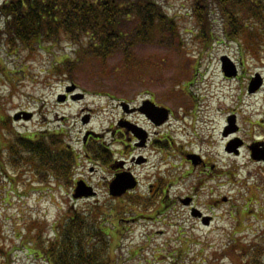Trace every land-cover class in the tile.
I'll return each instance as SVG.
<instances>
[{"label": "rangeland", "instance_id": "obj_1", "mask_svg": "<svg viewBox=\"0 0 264 264\" xmlns=\"http://www.w3.org/2000/svg\"><path fill=\"white\" fill-rule=\"evenodd\" d=\"M158 1L176 19L179 36L174 46L150 40L140 44L132 54L138 66L123 55L107 62L84 56L67 72L60 64L66 57L77 58V52L63 36L46 48L0 45V264H47L40 248L52 242L54 223L70 206L87 213L97 205L98 215H108L102 218L109 221L112 254H123L126 264H236L231 261L236 254L228 255L232 239L248 247L264 238V165L259 163L264 52H242L226 40L217 8L209 18L216 39L209 42L200 32L201 12L192 0ZM223 58L226 66L235 65L237 75L225 74ZM251 80L258 81L252 92ZM81 93L84 97L78 98ZM150 99L170 108L172 120L160 132L140 121L151 134L169 132L174 151L151 150L141 145L144 139L132 140L139 118L124 114ZM88 131L112 146L116 161L111 166L90 157L95 142L84 145ZM35 133L77 153L72 186L51 177L41 180L35 161L12 142L15 134ZM127 144L135 148L125 150ZM248 145L262 157L251 159ZM179 146L199 153L206 165L195 155L189 156L195 164L187 161ZM10 152L12 160L20 155L17 162L9 160ZM129 165L136 187L130 194L132 189L110 196V167L126 170ZM158 179L159 186L151 187ZM85 180L97 195L83 199L90 190H81L83 195L74 199L76 182ZM202 216L212 217L211 222L204 224ZM184 247L190 251L178 259L176 252Z\"/></svg>", "mask_w": 264, "mask_h": 264}, {"label": "trees", "instance_id": "obj_2", "mask_svg": "<svg viewBox=\"0 0 264 264\" xmlns=\"http://www.w3.org/2000/svg\"><path fill=\"white\" fill-rule=\"evenodd\" d=\"M192 1L193 8L201 12L200 32L209 42L216 39L209 18L213 8H217L226 40L235 42L242 52L253 49L264 52V0ZM0 16V21L3 20L0 45L6 44L16 50L20 46L46 48L57 44L61 36L68 39L76 48L77 58L66 57L61 62L60 69L67 72L84 61V56L107 62L123 55L131 66H138L140 63L132 54L140 44L150 40L153 43L165 41L174 46L179 36L176 19L168 15L158 0H6L0 6ZM14 137L12 142L15 141L27 157L35 161L37 177L46 182L48 177H54L60 185L72 186L76 152L59 146L62 144L59 141L51 144L48 136L42 133L15 134ZM10 155L11 161V152ZM92 156L103 165L112 160L111 154L98 145L93 148ZM14 157L17 159L20 155L16 153ZM15 158L13 162L18 161ZM133 199L134 204H140V199ZM94 206L87 213L70 206L66 214L54 223L52 242L44 243L40 248L41 257L47 264H126L121 260L122 253V256L112 254V236L106 228L109 221L102 218L108 215H98L100 209ZM115 228L119 230L122 225ZM234 230L233 235L238 232ZM238 243L239 240L232 239L229 245L228 255L236 254L232 263L264 264V238L256 241L254 246H240ZM186 248L176 252L178 259L180 256L182 260L183 253L188 254L189 249Z\"/></svg>", "mask_w": 264, "mask_h": 264}, {"label": "flooded vegetation", "instance_id": "obj_3", "mask_svg": "<svg viewBox=\"0 0 264 264\" xmlns=\"http://www.w3.org/2000/svg\"><path fill=\"white\" fill-rule=\"evenodd\" d=\"M143 104V103H142ZM145 106L146 105H142L141 107L140 106H134L133 107V111H131V113L130 114H128V115H126V114H124L125 116H127V118L128 117H131L133 120H135L136 121V119L137 118H139V121H136V122H134L137 126H139V128H142L143 130H147L148 131V134L144 137V140H142V143H141V145H143L144 147H148V149L150 148L151 150L152 149H154V148H152V147H155L156 149L155 150H157V151H159V150H162L163 148H173L172 147V145H173V143H174V138L170 135V133L169 132H167V133H165V134H162V133H160L159 135H156V134H151V132H150V130L147 128V126H145V124H142V122L140 121V119L141 120H143V121H146L147 123H149L152 127H153V132H158V130L160 129V128H163V126L165 125V124H163V125H161V126H155L154 125V123L153 122H151V120H149L142 112H145L144 111V108H145ZM161 106H163V105H161ZM139 107H140V109H139ZM163 107H165V106H163ZM167 108V107H166ZM170 110V109H169ZM142 111V112H141ZM170 115H169V117H168V119H167V122H166V124L168 123L169 124V122H170V120H172L171 118H172V116L174 115V112L172 111V110H170ZM138 123V124H137ZM135 132L136 133H138V132H140V130H138V129H136L135 130ZM159 132H160V130H159ZM144 133V132H143ZM120 134L121 135H123L124 136V133H123V131L121 130L120 131ZM131 134V136H132V140H138L132 133H130ZM92 141H91V140ZM100 138H98V137H92V136H90L89 138H88V141H87V143H89V142H95V147L98 145L99 147L101 146L102 148H104L109 154H111V156H114L115 154H114V151L111 149L112 148V146H108L106 143H103V140H102V143H100ZM262 143H264V141H261ZM121 143H123L124 144V142H121ZM176 144V141H175V143H174V145ZM173 145V146H174ZM126 146V148L125 149H127L128 147H130L131 149H133V148H135V147H133L131 144L130 145H125ZM180 147V149H181V152L183 153V156L185 157L186 156V158H187V161H188V155L189 154H195L196 155V157H198V160H199V162H201V163H203V164H205L206 165V161L204 160V159H202L201 157V155L199 154V153H195V152H190V151H188V150H186V148H184L183 146H179ZM244 148H245V146H244ZM173 151H174V148H173ZM190 162H191V160H190ZM114 163V161H111L110 163H108V165H107V167H109V166H111L112 164ZM125 165V164H124ZM200 166H204V165H200ZM125 167H126V165H125ZM124 167V168H125ZM111 168V170H112V174H111V177H113V178H115V176L118 174V173H121V172H123V171H126V170H129V171H133L132 170V166L131 165H129L128 166V168H125L126 170H124V169H121V170H117V169H115V167H110ZM200 174H202V172L200 171ZM136 175V174H135ZM136 177L138 178V176L136 175ZM112 178V179H113ZM161 182H163L162 180H160ZM85 182H86V184L87 185H90V183L87 181V180H85ZM156 186V187H158L159 186V179L157 180V184H151V187L152 186ZM132 191H130V192H128L129 194L131 193ZM127 193V194H128ZM204 215H206V213L204 214ZM203 218H204V221H205V223H210L211 222V219H212V217H209V218H207L206 217V219H205V216H202V218L200 217V220H202L203 221Z\"/></svg>", "mask_w": 264, "mask_h": 264}, {"label": "water", "instance_id": "obj_4", "mask_svg": "<svg viewBox=\"0 0 264 264\" xmlns=\"http://www.w3.org/2000/svg\"><path fill=\"white\" fill-rule=\"evenodd\" d=\"M226 58L222 59L223 62V68H224V72L227 76H235L237 75V70L235 68V65L233 64L232 66H226ZM261 81V80H260ZM256 82H258L257 80H253L249 86V91L252 92V88L255 87ZM79 97V96H78ZM80 97H83V95H80ZM145 108V114L147 115L148 118H150L154 123H156L157 125L163 123L164 120H166L167 118V111L162 110L161 108L157 107L155 104H153L150 101H147L144 103ZM87 122V121H85ZM261 152V151H260ZM263 157L261 159L264 160V153H262ZM260 157L255 156L253 154V158L255 159H259ZM85 183L83 182H79L78 186L76 188V192L74 194L75 198H79L81 197L83 194H81V190H90V191H86V193H84L85 196H94L95 192L93 191V189L91 187L89 188H85ZM136 187V181L133 177L132 174L129 173H121L118 174L116 176V178L112 181V183L110 184V194L115 196V195H121L122 193H124L127 189H133Z\"/></svg>", "mask_w": 264, "mask_h": 264}]
</instances>
